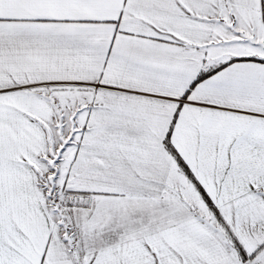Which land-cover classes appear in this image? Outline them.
Returning <instances> with one entry per match:
<instances>
[{"label":"snow or ice","instance_id":"1","mask_svg":"<svg viewBox=\"0 0 264 264\" xmlns=\"http://www.w3.org/2000/svg\"><path fill=\"white\" fill-rule=\"evenodd\" d=\"M0 264H264V0H0Z\"/></svg>","mask_w":264,"mask_h":264}]
</instances>
